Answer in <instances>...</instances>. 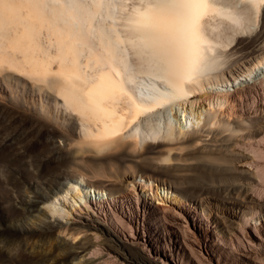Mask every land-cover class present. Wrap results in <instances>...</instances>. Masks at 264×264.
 <instances>
[{
    "label": "bare ground",
    "instance_id": "obj_1",
    "mask_svg": "<svg viewBox=\"0 0 264 264\" xmlns=\"http://www.w3.org/2000/svg\"><path fill=\"white\" fill-rule=\"evenodd\" d=\"M125 1L0 0V99L8 94L32 110H0V162L28 172L15 191L9 175L0 179L12 201L11 216L0 219V264H132L111 254L131 245L148 264H264V75L230 91L214 87L264 60V0ZM243 48L244 58H229ZM175 103L182 126L194 128L179 137L169 119L158 140ZM218 130L233 136L227 170L240 200L196 197L177 211L138 201L127 188L136 174L93 181L120 157L195 149ZM78 162L91 166L83 172ZM66 164L78 172L56 171ZM146 176L156 196L162 185L171 193L165 179ZM58 205L68 208L65 225ZM152 218L162 239L143 234ZM64 229L83 238L68 245L56 235Z\"/></svg>",
    "mask_w": 264,
    "mask_h": 264
},
{
    "label": "rangeland",
    "instance_id": "obj_2",
    "mask_svg": "<svg viewBox=\"0 0 264 264\" xmlns=\"http://www.w3.org/2000/svg\"><path fill=\"white\" fill-rule=\"evenodd\" d=\"M126 1L128 3L131 2V0L130 1L126 0ZM133 1L134 0H132V2ZM234 51L238 52V53L236 54L235 52H231L232 54L234 53L233 55L232 54L229 55V58L231 60L234 57L235 58L233 60H235L236 58H241V57L244 58V56L247 55V51H250V48L236 49ZM239 52H242V54ZM236 56H238V57H236ZM253 66H255V67H253ZM238 68H239V66H238ZM262 75H264V60L262 62H260V64L258 63L255 65H251V69L249 71L241 73V75H239V77L236 78L235 80L230 79L227 81H222V82H219L218 84H216L214 87L230 91V90L236 88L237 86H239V84L241 85V83H246V82L250 83L252 80L262 77ZM232 84H233V86H232ZM7 95H3V97L0 99V110H6L9 112L10 115H13V116H18L21 114L26 115L28 112L32 113V110H30V106L28 108L26 106V104L22 103L21 100H19V99H16L13 101V99L11 97H8ZM206 95H207V93H202L201 95H199L195 98H192V100H194V99L202 100V99H204V97ZM252 100L253 99H250L249 101H247L244 104V106L248 105V107H250V106L252 107L253 106V103L251 102ZM177 105H178V103H175V105L171 104V106L169 105L167 110L164 111L165 120L162 118L159 122L161 130L158 131V132H160V135H158V140H163L164 134L166 135L165 130H167V125L169 123L174 128V133L177 136L179 135V137L186 136V134L189 131L191 132V130H192L191 128H194L191 126L188 128L187 127L185 128L182 126L183 125L182 124V122H183L182 116L180 118V116H179L180 112L178 111ZM175 110H177V112H175ZM167 122H169V123H167ZM80 124H81V122L78 120L77 121V132H82V128H81ZM194 126L196 127V125H194ZM257 127H260L259 123L254 124V128H257ZM183 129H185V130H183ZM189 129H191V130H189ZM186 131H187V133H186ZM180 132L182 133L183 136L181 134H179ZM215 134H214L215 136L213 134H210V135L207 133L204 134V138H205V140L206 139L207 140L204 143H202L201 145L198 144L200 146L195 148V149H193V147H190V148L184 147L180 150L179 149H172L169 151L166 150L167 152L164 151L162 153L163 155H161V154L156 155L157 157H154L155 155H145V156H140L137 158L135 157L136 159L130 158V157H127V158L120 157L117 159V161H115V162H113V164H111V167H110V165H107V164L104 166L101 165V166H103L102 167L103 171H105V170L106 171L104 172V174L102 176H97L99 178L92 177L94 179L93 180V179H91V175L90 174H88V175L90 176V179L93 181H95L96 179H99V180H103L106 183H108L109 181L110 182H117V181L121 180L123 177V174H128V175H131L132 173L136 174V175H138L137 181H135L134 183L133 182L129 183L127 188L130 189L131 192L134 191L133 194L136 196L138 201L144 200L145 202H149L153 206H156L159 208L160 207L162 208L164 206L169 205L170 207H173L177 211H182V209H184V206H186V204L189 203L190 199H194L196 197H200V198H209L210 197V198L216 199L215 201H217V200L221 201L223 198L224 199L226 198L225 200H230V198H231V200H233L234 198H235V200L236 199L240 200V198L242 196V189L239 187V182H237L236 176L234 177L233 174H230L231 173L230 170H227L228 169V167H227L228 161L227 160L229 158V151L227 149L229 148L228 145L232 141H234L232 139L233 136L228 137L227 134H229V132L226 130H218V132ZM240 134H241V130L238 129V130L234 131L235 136H239ZM147 144L152 145L153 143L151 144L150 142H148ZM155 144H157V143H155ZM44 154L46 155L48 153L45 151ZM159 156L166 157V159L167 158L168 159L166 160L165 158H162L163 159V162H162V160ZM39 157L46 158V156H41V155ZM152 157H153V159H152ZM139 158H140V160H138ZM148 159H150V160H148ZM158 159L161 161L158 162ZM12 164H13L12 165L13 167L8 168L7 166L3 165V161L0 162V179H2L4 176L9 175V178L8 177H4V178H7V180L10 179L9 182L11 184V187H9V188H13V190L15 191V190H17L16 187H18L17 182H19L20 180L26 181L28 172H27V169H25L26 167L24 168L22 163L12 162ZM85 164H86V166H85ZM85 164L78 162L75 164V167L78 169H82V171L84 172V170L85 171L88 170L87 168H89L91 166V164H87V163H85ZM203 164H204V166H203ZM154 166H173V168H172V171H169L167 173L168 175L163 176V174L162 173L160 174L159 171H158L159 173H157V171L153 170ZM194 166L199 167V169L198 168L194 169L193 168ZM75 167H73V165L66 164L60 168H57L56 171H68L69 172V171H74V169H75L74 172L76 173L78 171L76 170ZM110 168H111V171L113 173H111ZM8 170L10 171V173ZM140 175H144L142 177V180L138 179ZM146 175H149L151 177V179L158 178L161 181H163L165 179L166 184H164V185L168 187L167 190L170 191L171 193L163 194L164 190L166 191V187L163 188V185H162V186H159L160 194H157V196H156L155 191L148 189L150 184H152V182L150 179H148V177ZM231 176H233V177H231ZM100 177H101V179H100ZM112 178L114 179V181L112 180ZM107 180H109V181H107ZM235 181L237 182L238 187L236 186ZM240 185H241V183H240ZM14 186H16V187H14ZM3 187H4V185L0 184V197H1L0 198V204H1L0 207L3 210V215L0 216V219L3 223H5L6 222V220H5L6 215L11 216V214H12V211L8 210V209H10L8 207L12 203V201L10 202L11 199L7 196L6 192H4ZM233 188L235 189V191ZM180 189L182 191H179L180 194L176 195V193H178L177 191ZM74 190H76V189H73V191ZM238 190H240V192H241L240 194H239ZM233 193H235V194H233ZM90 194H93L92 191L90 192ZM231 194H233V195H231ZM166 195H167V197H166ZM7 197H8V201H7ZM2 200L3 201L6 200V201L3 202ZM73 201H74V199H71L73 207H76V205H75L76 202L75 201L73 202ZM5 203H6V205H5ZM216 204L218 205L219 209L222 207L220 202H217ZM209 205L213 210L217 207L216 205L212 204L211 202ZM58 207H60V205H58L56 208H58ZM66 207L67 206H63L62 207L63 209L60 207L62 209V211L59 210L60 212L56 213V215H55V218L60 220V222H62V225H65V222L71 220V217L68 213V208H66ZM9 211H10V213H9ZM248 217H249V215H248ZM52 219H54V217ZM146 225L147 226H145V227L143 226V231H144L143 234L144 235H146L148 233L160 235V239H162L163 232L161 230V222H159L157 219L152 218L149 220V223H147ZM173 228L177 231L179 230L177 227H173ZM74 230H72V229L69 231H67L65 229L61 230V231L58 230V231H56L57 238H59L60 240H62L63 242H65L68 245L76 244L79 241V239L83 238V235H82L83 232L81 233L80 229H74ZM143 234L141 233V236ZM104 242H105L104 243L105 247L111 246V245H109L110 242H108V241H104ZM127 249H129V250H127ZM115 250L116 249L113 248L111 250V254L116 255V257L121 261H124L126 263H132V264H148V262L145 260L143 255H141V253L138 250H136V247L134 245H131L129 248H125V249L121 248L119 251L118 250L115 251ZM201 252H202V249H201ZM138 258H139V260H138ZM113 261L115 262L116 260L113 259ZM103 264H105V263H103Z\"/></svg>",
    "mask_w": 264,
    "mask_h": 264
}]
</instances>
